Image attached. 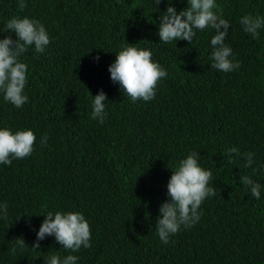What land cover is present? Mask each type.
Masks as SVG:
<instances>
[{
    "label": "trees",
    "instance_id": "obj_1",
    "mask_svg": "<svg viewBox=\"0 0 264 264\" xmlns=\"http://www.w3.org/2000/svg\"><path fill=\"white\" fill-rule=\"evenodd\" d=\"M23 2L21 9L20 0H0V29L13 17L39 20L50 44L19 57L28 69L27 103L16 108L0 92V128L36 136L30 156L0 164V180L9 176L0 200L8 205L7 216L0 214V264H43L51 255H75L76 264H211L227 256L231 264H264V27L254 39L240 23L244 15L264 17V0H216L230 24V59L239 62L229 72L211 68L210 27L196 30L191 44L160 42V16L168 6L179 13L187 0ZM127 46L150 50L167 72L150 101L133 102L104 75L106 59ZM100 90L103 123L91 118ZM195 111L198 131L187 140ZM232 147L241 155L229 154ZM193 151L212 172L216 193L200 206L197 223L164 244L151 226L170 200L172 170ZM248 152L255 154L250 167ZM244 176L260 185L259 199ZM57 211L84 215L96 238L90 250L64 249L54 235L44 239L51 245L32 248L44 215ZM208 215L219 224L218 238Z\"/></svg>",
    "mask_w": 264,
    "mask_h": 264
},
{
    "label": "clouds",
    "instance_id": "obj_2",
    "mask_svg": "<svg viewBox=\"0 0 264 264\" xmlns=\"http://www.w3.org/2000/svg\"><path fill=\"white\" fill-rule=\"evenodd\" d=\"M161 0H157L159 3ZM171 4V2H169ZM26 5L20 0L19 7ZM216 0H187V7L179 13L168 6L166 12L160 16L158 36L160 42L170 43L177 40H187L192 43L196 30L212 28L215 35L211 39L213 48L210 56L211 68L229 72L239 67V62H233L232 49L225 44L229 31V21L221 18L217 11ZM243 30L258 37V30L264 27V17L244 15L240 19ZM14 32L16 39L5 36L0 39V92L4 99L16 108H21L28 102L24 94L27 83V65L20 61L30 46L34 45L36 53H44L50 44V37L45 26L35 19L28 17H13L0 29V32ZM131 45V44H129ZM99 60V57H96ZM105 77H111L113 82H118L123 93H126L133 102L137 100L150 101L155 98L159 81L167 76L166 70L152 59L150 50L127 46L116 53V58H107L103 65ZM91 118L98 119L100 123L105 119V101L107 99L103 90L93 96ZM249 119L245 124H251ZM186 133L188 140L198 131L197 111L192 115ZM47 135L41 139V144L47 142ZM36 136L32 130H19L13 133L9 128H0V164L11 165L13 159H23L32 154ZM239 153V149L232 147L229 154ZM198 153L193 151L186 158L181 159L167 184V195L170 200L162 203L159 208L160 215L157 223L151 226L156 237L164 244L178 234L181 226L191 227L200 219L199 208L202 203H207L215 195V189L209 187L212 172L205 170L198 164ZM254 153H244L246 167L253 164ZM244 186L250 190L253 197L260 198V185L251 178L241 177ZM9 183V176L0 180V200ZM7 203L0 204V214L7 216ZM38 232L37 241L33 242L34 250L41 245H51L46 236H55L56 242L64 249L83 254L90 250L96 240L91 232L90 225L80 212L69 211L63 213L48 212ZM207 219L214 225L215 235L220 233L219 224L213 215ZM18 246H25L24 239L16 238ZM78 257L67 255L63 260L57 255H51L43 264H76ZM211 264H231L229 256L214 260Z\"/></svg>",
    "mask_w": 264,
    "mask_h": 264
}]
</instances>
